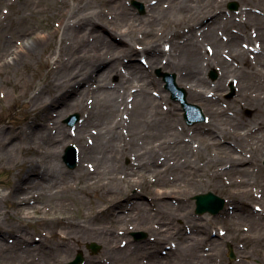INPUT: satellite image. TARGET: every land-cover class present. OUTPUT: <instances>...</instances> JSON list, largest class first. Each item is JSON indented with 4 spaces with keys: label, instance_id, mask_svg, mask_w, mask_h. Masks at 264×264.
<instances>
[{
    "label": "bare ground",
    "instance_id": "6f19581e",
    "mask_svg": "<svg viewBox=\"0 0 264 264\" xmlns=\"http://www.w3.org/2000/svg\"><path fill=\"white\" fill-rule=\"evenodd\" d=\"M24 1V4L21 3L22 11H29L30 17L43 15L48 18L43 23L44 34L31 36L20 30L14 31V36L22 41L19 47L5 49L0 64L5 68L9 66L10 69L16 67L19 70L20 66L26 70L32 66L30 63L36 61L39 66L49 68L48 77L38 87L31 79L23 84L18 83L24 87V92L19 96L27 99L28 118L33 122L36 119L42 121L37 133L46 134L45 146L48 150L40 153L37 149L27 148L25 152L29 155L20 165L28 185H37L41 190H54L52 195L56 197H68L54 201L62 209V216L48 223L63 231L53 232L50 240L44 239L34 247L40 255L35 264L41 263L40 260L46 262L72 256L81 244L92 240L102 243L107 254L115 250L116 254L126 258H146L148 264H174V261L182 264L179 252L192 250L195 253V250L208 245L212 254L206 257V264H216L214 254H219L220 244L218 239L210 238L208 227L212 221L204 219L201 224L200 218L181 208L182 201L178 197H175L177 206L165 201L164 198L168 196L166 192L155 189L149 183L148 176L155 177L158 184L167 175L176 177L188 173L187 168L194 169L190 160L200 159L202 151L208 150H213L216 157L207 159L201 174L205 176L209 170L210 176L219 183L223 174L235 176L243 173L247 178L253 174L254 170L239 165L248 164L260 170L257 163L264 160L262 17L250 8H244L241 13L246 20L235 22V16L219 11V5L199 9V3L203 0H138L144 4L142 16L128 6V0ZM234 1L242 5L252 2L259 8L264 6V0ZM214 9H218V12L203 22ZM186 10L192 14L186 16ZM251 29H254V37L248 34ZM136 45L142 46L143 66L126 61L138 53ZM43 55H55L56 58L52 64L46 61L42 63L38 58ZM215 67L218 69V80L211 84L203 77V72ZM157 68L174 73L175 82L187 88L188 98L198 101L203 110L209 113V122L213 124L211 129L195 130L191 137L194 141L181 137L170 122L171 114L160 109L166 97L162 95L161 82L152 74ZM229 78L236 89L235 98L231 100L236 116H228L226 111L216 107L218 100L208 97L212 91H225ZM173 102L180 103L176 99ZM243 108L250 109L249 118L237 117ZM69 111L84 114L85 117L73 133H69L59 122ZM53 116L57 118L52 119ZM73 120L70 117L67 123L72 121L69 125H73ZM23 134L26 136L24 139L34 136L32 129ZM124 135L131 136L129 142H124ZM16 136L21 139L20 132ZM146 136L149 142L151 139L154 142L139 146L137 141ZM196 141L199 143L197 150L193 147ZM69 142L79 145L78 158L75 154L73 158L70 157L68 145L62 161L67 160L68 164L65 165L70 169L75 167L77 161L74 172L63 171L59 163L60 153L56 151ZM225 142L232 145L226 146L223 144ZM127 154L139 162L135 167L120 166V160ZM224 165L227 168L219 169ZM128 168L137 176L132 179H126L125 175L119 178L118 175L126 174ZM133 168L136 170L133 171ZM105 180L109 186L104 183ZM243 183H231L236 188L231 197L235 212L231 211L227 216L235 217L238 223L249 221L250 228L258 230L264 227V216L256 219L258 214L245 215L244 206L235 202L236 199L251 198ZM103 187H108L109 199L100 196L102 201L94 203L93 199L87 198V195H93ZM134 188L150 194L151 200L143 202L142 194L131 193ZM221 188L229 191L224 185ZM262 189L264 194V187ZM18 192L15 188L7 196H0V202L12 205L14 216L29 214L30 210H41L33 206L36 202L32 196L17 198ZM31 199L33 203L29 204ZM122 202L125 206H122ZM128 203L129 210L122 213ZM153 203L164 204L168 212H157ZM69 205L77 209L75 212L80 216V223H74L63 215ZM117 211L120 212L115 214ZM177 213L181 216V224L174 223L178 219ZM103 215L109 216L106 218L108 220L115 218L123 224L133 222L135 230L151 232L152 243H148L149 247L146 244H131L116 235L111 225H97L96 221ZM29 217L23 216V220ZM39 221H44V218ZM15 227L18 230L24 228L19 223L10 227L7 234L14 232ZM183 230H188L189 235L184 234ZM20 232L14 244H25L23 250L19 251L31 259L32 253L27 248L30 238ZM258 233L244 235L236 229L235 237L239 241L253 242L252 246L256 244L255 251L251 250L258 254V251H264L258 247L262 241V235ZM2 235L1 243L6 236ZM139 235L143 234L138 233L135 237L144 236ZM170 240L169 255L166 258L158 255L157 247ZM117 244L123 249L116 248ZM261 263L264 264V260ZM85 264L107 263L87 257Z\"/></svg>",
    "mask_w": 264,
    "mask_h": 264
},
{
    "label": "rangeland",
    "instance_id": "374dc122",
    "mask_svg": "<svg viewBox=\"0 0 264 264\" xmlns=\"http://www.w3.org/2000/svg\"><path fill=\"white\" fill-rule=\"evenodd\" d=\"M23 2L25 1L0 0V63L3 57L2 53L5 52V49H14V47H19V44L22 41L20 37L14 36V31L20 30L31 36L44 34V29L42 27L43 23L48 21V18H44L46 16L43 15L30 17L29 11L25 12V9L24 11H22L21 3ZM127 4L136 12V14L140 16L144 15L143 2L138 0H128ZM138 5H140L141 8ZM217 5L221 6V10L219 11H223V13L226 14H233L235 16V22H243L246 20V18L243 16L244 14L241 13V10L244 8H250L251 11L260 15L264 21V6L259 8L257 4L252 2H249L248 5H242L241 3L234 0H203L199 3V9H204L206 6ZM231 5H235V8H230ZM188 11L189 10L184 11V13H186V16L192 14V12ZM217 12L218 9H214L213 12L203 22L210 19ZM21 14L23 18L21 17ZM179 20H181V17ZM38 22L40 23V27L37 25ZM248 34H252L254 37V29L249 30ZM252 40L253 39L251 37V41ZM136 46L139 48V50L137 51L138 53L127 58L126 61L143 66L145 64V59L144 54H142L140 51L142 49V46ZM206 52L210 54L209 51ZM55 58V55H43L38 59L42 60V63L46 61L47 63L52 64ZM30 64L32 66H29V68L26 70L21 69L20 66H18L19 70L15 69L16 67H11L10 69V67L7 66L5 68L0 64V151L2 152V155L0 156V196H7L10 192H12V190L17 188L19 191L17 198L32 196L36 203H33V199H31L29 204L33 203V206L39 209L41 208V210L37 209V211L35 212L30 210L29 214L14 216L13 210L11 209L12 205L9 203L0 202V236H3L2 234L6 235L4 236L3 243L0 242V264H35V262L38 261L40 255L38 251L34 250V247L42 243L44 239L50 240L52 238L53 232L61 233L63 231L61 228H53L49 224L52 220H54L55 217L62 216L60 214L62 212V209H60L54 201L55 199L68 198L66 195H63L62 197L53 196L52 194L54 190H41L37 185H28V180L25 179L20 165L23 159H25L29 155L25 152L27 148L37 149L40 153L46 152V150H48L45 146V143L47 141L46 134L37 133V130L42 125V121L36 119L35 122H33L32 119L28 118L30 116L26 108L27 99L23 96H19L24 92V87L20 86L19 84H23L26 80L31 79L35 87L42 85L45 79L48 77L49 68L44 67L41 64L39 66L36 61ZM217 70V67L205 70L203 72V77H205L211 84L216 83L218 80ZM152 74L157 80H159V82H161L160 89L162 90V95L166 97V102L164 101L161 103L160 109L164 113L167 112L171 114L170 122L174 125V130L181 134V137L187 140L190 139L194 141L191 137L194 134L195 130L204 128L205 131H207L211 129L213 124L209 122V113L203 110L198 101L188 98L187 88L185 86H181L176 83L177 87L181 88L185 92V97L188 103L198 106L204 117V120H201L192 125H187L185 123L180 105L173 102V100L170 98V94L165 90L164 83L162 81L163 74L173 75L176 81V76L174 73L163 72L160 68H157L153 71ZM231 80V78L228 79L225 91H212V93H210L208 97H212L218 100L216 107H219L223 111H226V114L228 116H236L234 114L235 109L231 107V100L235 98L236 90L234 83L232 84ZM211 94L216 95L212 96ZM16 96H18V98H16ZM75 115H77L76 122L73 125H69V123H67V120L70 117H74ZM250 115V109L243 108L239 111L237 117L240 116L241 118H249ZM55 118H57V116L52 117V119ZM84 119V114L69 111L64 118H61L59 120V122L65 126L69 133H73L75 132L77 126H80ZM29 129H32V133H34V136H28V139H24V137L26 136L23 133H27ZM18 132H20L21 139L16 136V133ZM52 134L53 132H51V135ZM123 137H125L124 142L130 141L131 136L124 135ZM147 138V136L141 138L137 141V144L143 147L144 144L151 145V142H154V140H152L151 138V141L149 142ZM88 141L89 140H87L86 138V142ZM119 144L121 146V144H123V140ZM223 144L226 146L232 145L230 142H225ZM68 145L75 148L76 156L78 158V152L80 148L79 145L75 144L74 142H69L65 146L56 149V151L60 153L59 163L62 166L63 171L74 172L78 165L77 161L75 162V167L72 169L68 168L62 161L64 149ZM193 147L197 150L199 147V143L197 141L193 142ZM236 153L239 154V152ZM247 156H249V154H247ZM215 157L216 154L213 150H208L207 152L202 151L200 159L192 158L190 160L191 164L194 166V169L187 168V170H189L188 173L176 177L167 175V177L161 178L158 184H156V178L149 175L148 181L153 185L155 189L159 188L162 192H166L168 196H166L164 200L170 202L173 206L178 205L177 199L175 197L181 199V208L189 210L193 216L200 218L201 224L204 223V219H209L212 221V223L208 227L210 238L218 239V242L220 244L219 254H214V257H216L217 259L216 264H263L261 263V261L264 260V251L260 250L258 251V254H256V252H252L251 249L255 251L256 244L252 246L253 242L251 243V241L249 240H237V238L235 237V232L236 229L244 235H252L253 233L256 234L257 232H259L262 235V241L258 247L264 249V227L260 228L261 231H258L260 229L257 230L256 228H250L249 221H241L238 223L235 217L229 216L231 211L235 212L231 197L235 193L236 188L232 187V182H235L236 185H241L243 182H245L243 184L246 185L245 187L251 193V198L246 197L240 200H235L238 205L242 204L244 206V212L246 211L245 215L258 214L256 219L264 216V194L262 192V187H264V160L257 163L260 170H255L254 168L249 167L250 165L248 164L239 165L240 167H244V169L249 168L251 169V171L254 170L253 174H251L248 178L243 173L235 176H232L230 174H223L220 177L221 181L219 183L217 180L213 179L210 176L211 173L209 170L205 172L207 173V175L204 176L203 174H201L204 172L203 170L207 159ZM9 158L11 159L9 160ZM134 162V157L130 154H127L126 157L120 160V166L123 168L129 165L135 167L139 163L137 161L135 163ZM89 166L90 165H88L87 169L89 168ZM196 167H198L199 169L195 170ZM220 168L224 169L227 168V166H220L219 169ZM132 170L134 171L136 170V168H133ZM88 171L90 173L93 172L91 170ZM127 173V175L125 173L119 174L118 177L123 178V176L125 175L126 179H132L137 176V173L131 172V169L129 168L127 169ZM104 183L109 186V182L107 183V180H105ZM221 185L227 187L229 191L222 190ZM73 186H76V184H74ZM207 192H212L213 194L224 199V208L215 216L210 214L198 215L195 213V205L192 198L195 195L204 194ZM107 193L108 187H103L99 188L95 194L87 195V198L93 199V202L96 203L97 200L102 201L101 197L109 199V195H107ZM131 193L142 194L141 200L146 203H148L152 198L150 194L144 193L139 188H134ZM121 204L122 206H125L124 202H122ZM129 205L130 203L126 205V209L122 211V213H125L129 210ZM154 207L157 212H160L161 210L168 212L167 207L162 203H157V205L154 204ZM240 210H237L236 212ZM75 211H77V209L73 208L72 205H69L67 207V212L63 215L72 219L74 223L78 224L80 223L81 219L79 214L77 215V212ZM119 212L120 211H117L115 214ZM23 216L30 217L24 221ZM176 216H178V219H176L174 223L181 224L180 214L177 213ZM226 216L228 219L226 218ZM108 217L109 216L106 215L101 216L100 220L98 219L96 221V224L105 226L111 225V228L113 229V231H115L116 235H118L120 238H125V240L127 242H130L131 244H146V246L149 247L148 243H152L151 239L153 236L151 232H147L144 230H135L136 228L133 222H127L123 224L116 221L115 218L111 220L106 219ZM40 218H44V221H39ZM19 223L22 227H24L23 229L18 230L15 227L14 232L7 234L10 227L12 228V226L14 225L17 226L19 225ZM20 231H22L23 234L25 233L27 238H30L27 248L29 252L32 253V255H30L31 259L26 258V255H22L19 251V249L23 250L25 244H20L19 246L14 244L15 237H19L21 235ZM183 232L184 234L189 235L188 230H183ZM138 233H142L144 234V236L141 238H136L135 235ZM123 243L124 242H122L121 244L123 245ZM92 245L97 247V251L93 252L91 250ZM171 245V240L163 242L160 247H157L158 255L166 258L170 253V250L168 248ZM115 246L116 248L123 249L119 244ZM195 251V253H193L192 250H185V253H183V251H181L182 253L179 252V254L182 255V264H206L205 259L208 260V258L206 257H208V254H212L208 245ZM230 251L233 255L232 258L230 257ZM78 252H80L82 255V262L80 264H85L87 257H94L96 258V260L100 259L107 264H148L146 258H141L140 260L136 258L135 260L133 258H126L124 256H121L120 254H116L115 250H113V252L110 251L109 254H107V251H105L102 243L96 240L81 244L72 256L55 260L49 259L46 262L44 260H40L41 263L39 264H68L75 259ZM171 259L173 258L171 257ZM31 260H33L34 263H32ZM166 264L171 263L168 262ZM174 264L178 263L174 261Z\"/></svg>",
    "mask_w": 264,
    "mask_h": 264
},
{
    "label": "water",
    "instance_id": "95a60500",
    "mask_svg": "<svg viewBox=\"0 0 264 264\" xmlns=\"http://www.w3.org/2000/svg\"><path fill=\"white\" fill-rule=\"evenodd\" d=\"M164 80L167 82L166 88L172 92V98L180 101L184 111H185V119L188 124H192L194 121L190 119V115L193 112H199L198 108L194 105H190L186 103L185 98H184V93L180 90L177 89L174 85L173 77L169 75L164 76ZM203 120L202 116H200L199 120L195 121H200ZM68 152H71L70 157H74V150L70 146L67 148ZM66 164H68V161H65ZM72 166V165H71ZM193 200H195V206H196V213L198 214H204V213H210L211 215H216L219 213L220 210H222L223 205H224V200L215 196L212 193H206V194H201V195H196L193 197ZM143 236V235H139ZM92 251L95 252L97 251V247L92 245L91 247ZM82 261V256L81 254H78L75 260L69 264H79Z\"/></svg>",
    "mask_w": 264,
    "mask_h": 264
}]
</instances>
